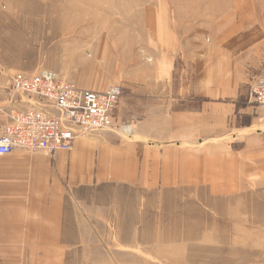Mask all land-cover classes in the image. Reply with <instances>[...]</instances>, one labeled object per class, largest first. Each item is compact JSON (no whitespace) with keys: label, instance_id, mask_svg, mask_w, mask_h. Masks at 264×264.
<instances>
[{"label":"crops","instance_id":"crops-1","mask_svg":"<svg viewBox=\"0 0 264 264\" xmlns=\"http://www.w3.org/2000/svg\"><path fill=\"white\" fill-rule=\"evenodd\" d=\"M169 1L161 11L147 7L144 20L130 10L124 30L104 29L100 57L120 69L102 71L100 85L75 83H122L113 127L75 138L53 158L26 149L0 155V264H74L75 246L89 251L77 237L89 236L99 186L216 197L261 185L264 108L247 103V82L264 72V0ZM17 71L0 62V133L8 110L37 105L11 93Z\"/></svg>","mask_w":264,"mask_h":264},{"label":"rangeland","instance_id":"rangeland-1","mask_svg":"<svg viewBox=\"0 0 264 264\" xmlns=\"http://www.w3.org/2000/svg\"><path fill=\"white\" fill-rule=\"evenodd\" d=\"M162 4L164 0H0V62L28 74L46 68L74 84L100 85L102 71L120 69L121 62L101 59L104 29L124 30L130 10L144 20L147 7L161 11ZM112 84L122 88L115 81L104 89ZM261 179V185L251 182L216 197L193 188L146 192L123 184L99 186L91 194L99 198V211L90 212L89 236L77 237L79 243L82 237L88 241L89 251L75 246L70 261L264 264ZM78 227L88 228L85 219Z\"/></svg>","mask_w":264,"mask_h":264},{"label":"built area","instance_id":"built-area-1","mask_svg":"<svg viewBox=\"0 0 264 264\" xmlns=\"http://www.w3.org/2000/svg\"><path fill=\"white\" fill-rule=\"evenodd\" d=\"M247 103L264 108V72L248 77ZM11 93L34 98L37 105L11 108L0 133V155L15 149L42 151L53 158L59 150H70L78 136L114 124V110L123 90L112 84L104 90L82 88L43 68L33 74L15 72ZM122 131L129 125H122Z\"/></svg>","mask_w":264,"mask_h":264},{"label":"trees","instance_id":"trees-1","mask_svg":"<svg viewBox=\"0 0 264 264\" xmlns=\"http://www.w3.org/2000/svg\"><path fill=\"white\" fill-rule=\"evenodd\" d=\"M246 123H248V119H241V124H246Z\"/></svg>","mask_w":264,"mask_h":264},{"label":"bare ground","instance_id":"bare-ground-1","mask_svg":"<svg viewBox=\"0 0 264 264\" xmlns=\"http://www.w3.org/2000/svg\"><path fill=\"white\" fill-rule=\"evenodd\" d=\"M128 132H130V127H129V130H128V131H126V133H128Z\"/></svg>","mask_w":264,"mask_h":264}]
</instances>
